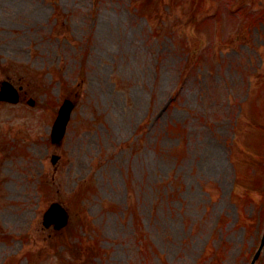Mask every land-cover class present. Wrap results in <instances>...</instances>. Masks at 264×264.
<instances>
[{
	"label": "rangeland",
	"instance_id": "obj_1",
	"mask_svg": "<svg viewBox=\"0 0 264 264\" xmlns=\"http://www.w3.org/2000/svg\"><path fill=\"white\" fill-rule=\"evenodd\" d=\"M3 79L22 100L0 102V264H249L264 0H0ZM52 201L69 212L58 231L42 225Z\"/></svg>",
	"mask_w": 264,
	"mask_h": 264
},
{
	"label": "water",
	"instance_id": "obj_2",
	"mask_svg": "<svg viewBox=\"0 0 264 264\" xmlns=\"http://www.w3.org/2000/svg\"><path fill=\"white\" fill-rule=\"evenodd\" d=\"M0 99L8 100L11 102H16L18 99L17 92L12 86L3 82L0 90ZM73 104L69 100H65L62 106L59 109V114L53 124L52 128V141L59 142L62 138L67 121L69 119V114ZM57 159V156L52 157V161L54 162ZM68 214L66 210L59 203H52L48 207V209L43 214V223L45 226L53 225L55 228H60L64 226L67 222ZM260 249V248H259ZM259 249L255 254V258L259 253ZM253 259L252 263L254 262Z\"/></svg>",
	"mask_w": 264,
	"mask_h": 264
}]
</instances>
